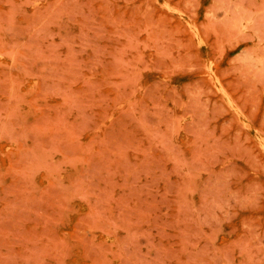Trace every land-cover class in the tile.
I'll use <instances>...</instances> for the list:
<instances>
[{"label": "rangeland", "instance_id": "rangeland-1", "mask_svg": "<svg viewBox=\"0 0 264 264\" xmlns=\"http://www.w3.org/2000/svg\"><path fill=\"white\" fill-rule=\"evenodd\" d=\"M0 264H264V0H0Z\"/></svg>", "mask_w": 264, "mask_h": 264}]
</instances>
